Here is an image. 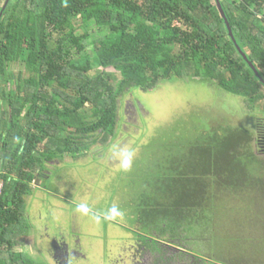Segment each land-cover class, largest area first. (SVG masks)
<instances>
[{"label":"trees","instance_id":"1","mask_svg":"<svg viewBox=\"0 0 264 264\" xmlns=\"http://www.w3.org/2000/svg\"><path fill=\"white\" fill-rule=\"evenodd\" d=\"M220 1L239 47L216 0H0V264H37L23 250L34 228L30 184L48 163L114 140L127 91L200 79L264 111V0ZM15 65L26 74L12 75ZM255 137L220 127L171 157L136 205L137 239L151 249L182 241L181 230L214 219L210 202L239 207L258 193L264 167L254 146L264 140Z\"/></svg>","mask_w":264,"mask_h":264},{"label":"rangeland","instance_id":"2","mask_svg":"<svg viewBox=\"0 0 264 264\" xmlns=\"http://www.w3.org/2000/svg\"><path fill=\"white\" fill-rule=\"evenodd\" d=\"M95 37L99 38L97 34ZM11 72L18 76L27 70L15 65ZM108 72L120 79L114 69ZM246 104L241 97L200 79L165 81L148 93L127 91L119 101V124L114 140L78 159L67 156L48 163L40 182L30 184L26 218L33 222L34 228L23 239L24 252L37 264H52L46 251L54 242H65L78 247L77 264H117L113 251L120 245L117 243L122 242L127 252L133 246H139L141 251L145 245L136 242L135 232L140 227L134 221L136 205L147 185L163 178V168L171 157L185 154L203 132L210 133L220 127L247 129L256 140L259 139L256 132H261L264 140L263 102L254 111ZM113 144L135 150L129 171H122L118 161L111 158L109 148ZM262 144L261 151L255 144L254 152L264 167V141ZM261 188L258 193L241 197L239 207L230 198L219 203L208 202L211 209L216 204L211 215L214 219L204 224L201 231L188 234L181 230L182 241L168 243L173 256L179 255L175 254L178 248L187 253L172 258L170 264H264V185ZM81 202L88 203L101 217L113 205L123 215L97 222L91 215L75 212V205ZM144 236L149 242L152 240L148 238H155L153 234ZM22 248L16 247V251ZM155 251L150 254L145 250L141 259L154 264ZM131 256L120 264H132Z\"/></svg>","mask_w":264,"mask_h":264},{"label":"flooded vegetation","instance_id":"3","mask_svg":"<svg viewBox=\"0 0 264 264\" xmlns=\"http://www.w3.org/2000/svg\"><path fill=\"white\" fill-rule=\"evenodd\" d=\"M257 138L259 139L256 141H262L260 135ZM136 242L137 243L143 242L145 245V241L142 240L140 241V239H138V241ZM117 244L120 245L118 247H115L113 250L114 257H116L115 262L117 260V264L122 263L124 259L128 260L129 259L128 255H132L131 256L132 264H148V262H146L145 259L144 260L141 259V254L146 253L145 250H147L150 254L151 252L156 250L155 252L157 257L154 264H163L166 263L167 261H169L168 264H170V262H172L173 260L172 258L178 259L179 257H182L183 254L187 255V253H184L182 249L178 248L175 249V254L176 253L179 254L177 255L178 258L176 257V255L173 256L174 253L173 254L170 253V248L172 247L169 246L170 244L164 242H159L157 246L153 247L154 249L153 248L151 249L150 247L145 245L144 247H141V251L139 246H133L134 248L130 250V252L124 250L121 243H117ZM135 249H137L136 253L134 252ZM113 251H111L110 253L112 254ZM132 253H134V255ZM78 255H79L78 247L76 245H68L65 242H61V243L54 242L46 254L47 258L51 260L52 264H77V258L79 257Z\"/></svg>","mask_w":264,"mask_h":264},{"label":"clouds","instance_id":"4","mask_svg":"<svg viewBox=\"0 0 264 264\" xmlns=\"http://www.w3.org/2000/svg\"><path fill=\"white\" fill-rule=\"evenodd\" d=\"M109 153L111 155L112 159H115L118 161L119 168L122 171H129L132 167L134 157H135V150L133 148L129 147H121L118 144H113L109 148ZM75 212L83 215V216H92L97 222L103 218L104 220H115L117 217H120L123 215V213L118 209L117 206L113 205L111 208H109L107 211H105L101 215H98L94 213L88 203H77L75 205Z\"/></svg>","mask_w":264,"mask_h":264},{"label":"water","instance_id":"5","mask_svg":"<svg viewBox=\"0 0 264 264\" xmlns=\"http://www.w3.org/2000/svg\"><path fill=\"white\" fill-rule=\"evenodd\" d=\"M9 2H10V0H7L6 5H8ZM216 4H217V7H218V9H219V11H220L222 17L224 18V20H225V22H226V25H227V28H228V31H229L230 37L234 40L235 44L237 45V41H236V39H235V37H234L233 29H232V27H231V25H230V22H229V20H228L226 14H225V12H224V10H223V7H222V4H221V1H220V0H216ZM1 17H2V15H0V20H1ZM237 46H238V45H237ZM238 47H239V46H238ZM239 49H240V48H239ZM240 50H241V49H240ZM241 53H242V51H241ZM242 54H243V53H242ZM243 56H245V55L243 54ZM244 58H245V57H244ZM247 60H248V59H247ZM249 65H250L251 68L255 71V73L259 76V74H258V72H257V69L254 67V65H253L251 62H249Z\"/></svg>","mask_w":264,"mask_h":264},{"label":"built area","instance_id":"6","mask_svg":"<svg viewBox=\"0 0 264 264\" xmlns=\"http://www.w3.org/2000/svg\"><path fill=\"white\" fill-rule=\"evenodd\" d=\"M1 189H2V183H1V181H0V193H1Z\"/></svg>","mask_w":264,"mask_h":264},{"label":"crops","instance_id":"7","mask_svg":"<svg viewBox=\"0 0 264 264\" xmlns=\"http://www.w3.org/2000/svg\"><path fill=\"white\" fill-rule=\"evenodd\" d=\"M123 239H124V238H123ZM123 239H122V241H123ZM120 243H122V242H120ZM47 251H48V250H47ZM47 251H46V252H47Z\"/></svg>","mask_w":264,"mask_h":264}]
</instances>
